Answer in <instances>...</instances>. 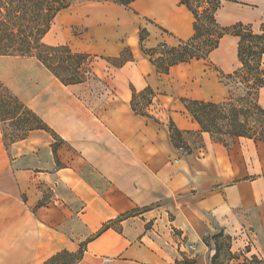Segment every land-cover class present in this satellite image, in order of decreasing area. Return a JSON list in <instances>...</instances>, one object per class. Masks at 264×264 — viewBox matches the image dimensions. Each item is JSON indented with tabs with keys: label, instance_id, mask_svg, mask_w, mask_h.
<instances>
[{
	"label": "crops",
	"instance_id": "obj_1",
	"mask_svg": "<svg viewBox=\"0 0 264 264\" xmlns=\"http://www.w3.org/2000/svg\"><path fill=\"white\" fill-rule=\"evenodd\" d=\"M135 3L155 26H147L145 47L176 45L194 35V16L181 0ZM216 19L222 26L263 24L264 0H222ZM238 46L237 36L221 39L209 57L217 73L240 67ZM132 53L121 67L108 62L109 86L96 98L75 95L85 83L66 86L33 57L0 56L12 59L0 64V79L61 137L60 150L74 156L33 165L29 156L42 131L7 146L0 121V264H45L63 250L77 252L83 241L77 264H174L183 255L208 264L204 238L220 233L234 243L251 237L253 249L264 252V141L235 137L225 146L203 132V144L191 142L192 152L183 153L172 143L170 120L183 131L196 133L200 125L181 98L225 97L180 95L164 120L150 110L153 117L138 115L132 87H152V77L191 62L161 74L141 49ZM217 73L210 72L212 82L221 84ZM259 103L264 108V87ZM85 168L87 177L81 175ZM74 199L81 207H73ZM110 221L116 222L95 236Z\"/></svg>",
	"mask_w": 264,
	"mask_h": 264
},
{
	"label": "trees",
	"instance_id": "obj_2",
	"mask_svg": "<svg viewBox=\"0 0 264 264\" xmlns=\"http://www.w3.org/2000/svg\"><path fill=\"white\" fill-rule=\"evenodd\" d=\"M83 0H0V56L33 57L43 65L64 85L83 84L91 78H97L94 71L95 56L78 52L68 44L49 45L44 42L46 34L51 28L55 17L63 10L68 9L77 2ZM125 6H129L136 0H110ZM194 16V35L186 40L180 39L176 45L160 43L155 48H147L143 41L147 36L140 34L141 50L147 55L158 73L168 74L171 68L181 63H189L193 60H208L210 54L220 45L225 35L239 37L238 58L240 67L233 73H225L218 69L222 80H233L236 84H245L249 97L255 96L251 101L264 116V108L259 104V91L264 87V23L256 32L252 24L237 22L230 26H222L216 19V13L221 7L222 0H181ZM167 32L165 29L161 28ZM126 49L119 56L106 57L111 65L123 66L133 60V53ZM156 56V54H158ZM155 90L147 86L143 90L132 87L131 107L133 111L144 117H153L149 107L154 103ZM186 109L200 125V135L209 133L211 138L219 143L229 146L230 140L235 137H248L264 141V131L253 132L245 127L242 120V108L233 104V98L228 101L213 102L191 98H181ZM10 107V109L8 108ZM5 108L9 109L6 110ZM11 117H3V114ZM29 116L35 124H29L28 120L20 119L21 114ZM7 116V115H6ZM19 119L21 126L27 125V132L41 129L51 132L62 143L61 137L33 110L25 105L0 79V121L7 119ZM169 129L173 145L186 153L192 152V147L186 140L185 134L195 133L180 130L171 119ZM264 130V129H263ZM27 135L17 140L25 139ZM59 144L53 142L52 149L56 156ZM182 151V152H183ZM120 218V217H119ZM120 220V219H119ZM116 221H110L97 231L99 236ZM222 233L215 235L220 236ZM204 242L210 245L211 238L205 237ZM86 243H82L77 252L63 250L45 264H77L86 249ZM214 257L218 253L216 249Z\"/></svg>",
	"mask_w": 264,
	"mask_h": 264
},
{
	"label": "rangeland",
	"instance_id": "obj_3",
	"mask_svg": "<svg viewBox=\"0 0 264 264\" xmlns=\"http://www.w3.org/2000/svg\"><path fill=\"white\" fill-rule=\"evenodd\" d=\"M151 21V19L142 16L137 10L135 2L129 6H125L110 0H83L61 11L55 17L49 32L44 38V42L49 45L68 44L75 51L86 52L95 56L94 70L98 75L97 78H91L85 82L80 87L81 92H75V95H86L96 98L98 95L104 93V91H107V87L109 86L108 82L111 78L108 71V62L105 59L111 56L106 52L116 51L117 49H120L122 52L126 49L127 55L129 49L131 51L133 48L141 49L138 39L143 29L145 31L142 34L147 36V26H154ZM261 26L262 23L253 25V29L258 32ZM9 62H12L11 58L0 57V64ZM216 67L217 65L209 59L193 60L190 64H182L174 67L170 75H157L152 77L149 84L151 83L158 95L159 101L149 107L150 112L157 118L164 120L167 117L166 113L169 115L168 108L170 107L169 111H172L171 108L174 102L179 99L180 95L191 96L195 94L197 96H206L209 93L215 98L214 96L216 94L218 99L225 97L226 100L224 101H228L232 97L234 100L233 104L242 108L241 113L244 116L242 120L245 121V127L250 128L253 132L262 133L264 131V116L255 109L251 102L254 101L253 98L255 96L252 95L249 97L245 84H236L233 80L229 79L222 80L221 75L216 71ZM210 72L217 73L220 80L223 81H221L223 84H217L215 80L212 82L213 79ZM49 76L52 77L50 72ZM8 108L10 109V107ZM5 109L9 110L7 108ZM4 116L7 118L11 117L7 113L3 114ZM19 117L20 119L24 118L28 120L30 125L35 124V121L24 113ZM18 120L9 118L2 122L7 146L19 141L17 140L19 137L27 135L26 138H28L31 134V132H27V125H19ZM180 121L183 125L187 124L184 117L180 116ZM37 130L42 131L43 137L36 144L37 148L35 151H32L31 156H29L33 165L44 166V163L51 159H55L58 164H62L61 160L67 162L70 158L74 157L67 150H60L63 141L60 143L59 139L55 138L51 132L41 129ZM184 138L189 143L192 142L195 144L196 147L203 144L200 135L197 133L185 134ZM53 142L59 144L56 156L52 149ZM50 147L52 151H50ZM183 153L185 152L183 151ZM81 175L87 177L86 168ZM46 190L45 196L48 198L51 197L53 191L50 189L47 192ZM60 191H63L62 193L65 194L69 192V189L63 187ZM71 203L74 208H79L82 205L81 199H74ZM210 238V245L205 243L207 246L205 253L209 258L208 264H264V252L258 253L253 249V245L255 244L251 237L245 236L243 243H234L231 237L223 233L220 236H210ZM82 243H85V241ZM216 249H218V253L214 257L217 252ZM174 264H197V261L194 257L183 255V259Z\"/></svg>",
	"mask_w": 264,
	"mask_h": 264
}]
</instances>
